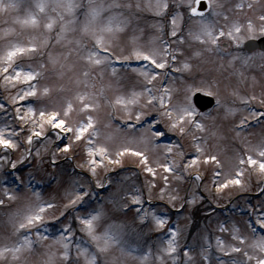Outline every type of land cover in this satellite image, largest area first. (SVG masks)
I'll list each match as a JSON object with an SVG mask.
<instances>
[{"label":"snow or ice","instance_id":"6c2138e0","mask_svg":"<svg viewBox=\"0 0 264 264\" xmlns=\"http://www.w3.org/2000/svg\"><path fill=\"white\" fill-rule=\"evenodd\" d=\"M258 2L237 0L226 8L222 0H0V89L7 93L0 97V112L14 110L12 122L0 123V171L10 166L19 182L9 187L5 180L0 187V209H9L4 214L9 230L0 234V264H32L37 247L43 249L39 264H264V201L249 204L243 232L235 224L218 225L230 242L216 236L215 254L205 238L197 255L187 246L181 255L179 230L167 216L142 207L140 188L118 189L110 203L116 210L137 206L141 223L151 218L153 231L162 234L154 248L144 249L139 234L134 237L103 207L90 208L92 193L83 185L66 191L61 206L31 184L29 195H19L24 182L16 175L33 142L53 133L57 141L68 140L62 153L84 145L78 167L96 180V188L105 187L101 171L107 174L122 167L125 157H134L151 177L146 180L149 202L159 179V199L174 204L180 197L170 180L187 174L202 182V169L211 171L217 198L225 190H245L246 177L254 175L264 184V138L252 143L241 135L253 121L264 124V90L242 94L237 87L228 99L217 81L197 79L192 63L264 37V7L256 14ZM145 13L157 18L147 34L134 26ZM260 56L264 59V53ZM252 59L235 54L228 62L242 83ZM128 69L137 77L130 88L120 78ZM200 97L214 101V109L202 111ZM221 109L226 116L247 113L234 125L240 146L227 161L210 150L203 135L209 131L205 121ZM168 134L179 139L161 143ZM22 136L28 148L13 160L10 154L21 147ZM188 137L186 151L181 141ZM206 191L212 195L207 186ZM195 200L193 194L187 202Z\"/></svg>","mask_w":264,"mask_h":264},{"label":"rangeland","instance_id":"374dc122","mask_svg":"<svg viewBox=\"0 0 264 264\" xmlns=\"http://www.w3.org/2000/svg\"><path fill=\"white\" fill-rule=\"evenodd\" d=\"M222 2L226 8H230L237 0H222ZM261 7H264V0H259L257 3L255 7L256 14H259ZM160 22L163 23V21ZM154 23H157V18L145 13L140 17L138 24L134 21V26L144 29L147 34L152 31L151 25ZM185 28H187V23H185ZM183 47L186 50V55H190L189 46L186 44ZM193 47L196 46L193 45ZM261 53L263 52L257 50L244 52L241 47L239 49L234 46L228 47L227 51L222 54H206L200 60H193V73L196 74L197 79L202 77L217 81L223 97H228V93L237 87L242 94H252L254 92L259 95L264 90V59L261 58ZM235 54L253 57L249 61L248 66L243 69L246 82L242 83L240 78L228 67V62L231 60L232 55ZM133 66L136 65L134 64ZM236 67L239 68L240 65L237 64ZM176 76V86L179 87L181 77L179 74H176ZM120 78L124 86L129 88L137 80V77L130 69L122 70ZM253 80L255 81L254 86ZM6 95L7 93L0 89V97ZM236 106L239 107L238 104ZM253 107L259 109V105H253ZM209 109H214V104L206 109L205 112ZM13 113L14 110L11 108L8 112H0V123L12 122ZM246 114L238 113L233 117L226 116L222 109L213 110L212 117L214 119L205 121L209 131L203 135L208 138L210 150L218 152L222 160L227 161L233 155L234 149L240 146V140L236 136L237 130L234 129V125L238 124L241 115ZM101 119V127H103V123L107 122L103 113L101 114ZM212 133H215V135H212ZM241 135L247 137L252 143H256L261 138H264V124H257L253 121L252 126L248 127ZM178 139L175 135L168 134L162 138L161 143L175 142ZM20 141L21 147L10 154V158L13 160L19 159L28 148V145L23 142V136ZM189 141L190 137L181 141L185 144L186 151L188 150ZM66 143H68L67 139L57 141L53 133L48 134V140L39 138L33 142L31 155L22 164L17 165L16 175H19L24 182L19 195L22 197L29 195L28 185L31 184L32 188L41 191L45 199H51L62 206L63 203L67 202L65 192L83 185L85 190H89L92 193L88 198L89 207H103L115 221L126 224L134 237L139 234V243L144 249H147L149 245L154 248L158 237L162 234L153 231L151 218L141 223L136 213L137 206L130 205L127 210H116L114 208L113 204L110 203V196L116 193L118 189L131 190L134 187L140 188L145 201L142 207L149 211L154 210L158 215L167 216L171 227L179 230L181 255L185 246L192 250L193 255H197L205 243V238L212 243L213 254H215L216 236H221L230 242V236L227 233H220L218 225L222 222H226L229 227L235 224L243 232L248 220L247 209L249 204L256 206L264 201V191H261V189H264V184H260L258 178L254 175L250 178H245L247 184L245 190L232 188L225 190L224 194L217 198L215 189L211 185V171L202 169V182L195 181L193 177L187 174L184 175L183 180H170L171 189L178 190L180 197L174 204H169L167 197L163 201L159 199V189L163 186L162 181L159 179L157 180V187L151 192V202H149L146 180L151 179V177L147 176L142 169L136 166L135 158L131 156L124 158L122 167H116L114 171H110L107 174L101 171L98 178L105 184V187L96 188V180L85 169L78 167L84 159V145H73V150L68 153L60 152L59 149ZM37 151H39V155H37ZM53 154H55L54 163ZM5 180L9 187L19 184L14 179L8 165L5 166L3 171H0V187L5 184ZM109 181L111 182L110 184ZM206 186L211 190L212 195H209V192L206 191ZM193 194H195L196 200L194 203L189 204L187 201L193 198ZM15 206L12 205V207ZM8 211L9 209H0V234H6L9 230L6 224V216L4 215ZM75 214V211H70L71 216ZM73 226L75 227V224ZM60 227L61 225H55V229ZM164 231H167V227ZM42 252L43 249L37 247L36 253L30 257L32 264H39L42 259L40 255ZM197 259H199L198 256Z\"/></svg>","mask_w":264,"mask_h":264},{"label":"water","instance_id":"95a60500","mask_svg":"<svg viewBox=\"0 0 264 264\" xmlns=\"http://www.w3.org/2000/svg\"><path fill=\"white\" fill-rule=\"evenodd\" d=\"M243 48L245 50L258 48L264 51V37L259 36L255 39L246 40L243 44ZM208 99L210 98H203V97L199 98L201 109H204L212 104V103H208Z\"/></svg>","mask_w":264,"mask_h":264},{"label":"flooded vegetation","instance_id":"af4514ba","mask_svg":"<svg viewBox=\"0 0 264 264\" xmlns=\"http://www.w3.org/2000/svg\"><path fill=\"white\" fill-rule=\"evenodd\" d=\"M259 36V35H258ZM225 43H227V42H225ZM253 50H257V51H260V52H263L262 50H260V49H253ZM253 50H250L249 52H252ZM264 53V52H263ZM208 109V108H207ZM206 110V108L205 109H203L202 111H205Z\"/></svg>","mask_w":264,"mask_h":264}]
</instances>
